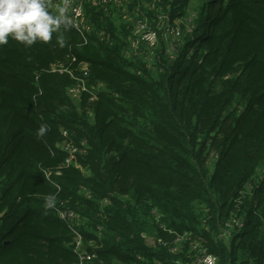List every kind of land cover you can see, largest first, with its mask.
I'll return each instance as SVG.
<instances>
[{
  "label": "trees",
  "instance_id": "16d2710c",
  "mask_svg": "<svg viewBox=\"0 0 264 264\" xmlns=\"http://www.w3.org/2000/svg\"><path fill=\"white\" fill-rule=\"evenodd\" d=\"M84 13L88 31L0 46V264H73V229L89 264H189L195 243L216 264H264V0ZM124 13L156 32L146 61Z\"/></svg>",
  "mask_w": 264,
  "mask_h": 264
},
{
  "label": "clouds",
  "instance_id": "9594fccd",
  "mask_svg": "<svg viewBox=\"0 0 264 264\" xmlns=\"http://www.w3.org/2000/svg\"><path fill=\"white\" fill-rule=\"evenodd\" d=\"M65 11L61 6L53 14L49 10V0H0V46L6 45L10 38L25 47H31L38 41H52L54 33L69 25ZM56 43L64 47L65 41L62 36H57ZM48 131L47 123L42 122L36 135L43 137ZM55 204L56 195L45 196V208H53Z\"/></svg>",
  "mask_w": 264,
  "mask_h": 264
},
{
  "label": "built area",
  "instance_id": "2783aa9c",
  "mask_svg": "<svg viewBox=\"0 0 264 264\" xmlns=\"http://www.w3.org/2000/svg\"><path fill=\"white\" fill-rule=\"evenodd\" d=\"M86 1L87 0H49V6L54 5L55 13L59 7L63 6L66 10L65 15L69 20V25H71L73 28H75L80 32H85L89 30V25L85 21V13H84V3ZM88 1L93 5L105 7L111 3L119 4L123 0H88ZM125 15L126 14L124 13V16ZM135 21L136 23L134 27L133 37L131 38V42H130L131 48L135 50L139 44H144L147 47L146 49L148 51L154 49L157 45L156 32L148 26L145 18L144 19L139 17L137 18L136 16ZM150 54H147V56H149ZM147 58L145 59V61L147 60ZM82 89L83 87L70 88L68 90V93L70 95V92H73L78 96V93ZM63 134H65V131H63ZM59 146H61L63 149H65L68 152V155L65 159V163L76 165V162L74 161V152L76 151V148L72 147L66 142H62ZM57 213L61 220H63L70 227L73 228V224L77 222L76 220L77 216L72 210L61 209L58 210ZM235 223H239V222L235 221ZM73 231H74V236H73L74 251L78 254V260L73 264H89L92 255L86 253L82 249L83 246L82 235L79 232V230L73 229ZM194 248L198 249V256L195 260L191 261L189 264H216L217 261L216 257L213 254L206 252V249L203 248L201 245L195 243Z\"/></svg>",
  "mask_w": 264,
  "mask_h": 264
},
{
  "label": "rangeland",
  "instance_id": "374dc122",
  "mask_svg": "<svg viewBox=\"0 0 264 264\" xmlns=\"http://www.w3.org/2000/svg\"><path fill=\"white\" fill-rule=\"evenodd\" d=\"M117 16H118V18H123V20L122 21H126V20H130V21H132L131 23L132 24H135L134 23V21H135V14H134V16H129V14H126L125 16H122V15H119V14H117ZM141 45H143V44H139L137 47H136V49L135 50H132V52H129L128 51V54H132V55H137L138 54V56H140V58L142 57V55H143V60H145L146 58H147V54L145 53V52H141ZM70 96L73 98V100L74 101H77V99H78V96L75 94V93H73V92H70Z\"/></svg>",
  "mask_w": 264,
  "mask_h": 264
},
{
  "label": "crops",
  "instance_id": "0c3cea01",
  "mask_svg": "<svg viewBox=\"0 0 264 264\" xmlns=\"http://www.w3.org/2000/svg\"><path fill=\"white\" fill-rule=\"evenodd\" d=\"M49 9H50V10L52 9V11L55 13L54 5H53V6H49Z\"/></svg>",
  "mask_w": 264,
  "mask_h": 264
}]
</instances>
